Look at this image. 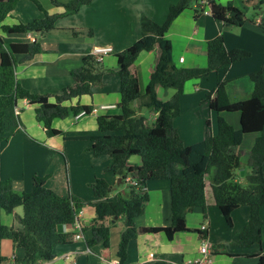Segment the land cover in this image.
<instances>
[{
	"label": "trees",
	"instance_id": "trees-1",
	"mask_svg": "<svg viewBox=\"0 0 264 264\" xmlns=\"http://www.w3.org/2000/svg\"><path fill=\"white\" fill-rule=\"evenodd\" d=\"M20 0H0V147L8 141L20 126L19 114L15 108L26 99L34 107L35 119L43 126L46 134L58 135L52 127L54 119L89 114L92 106L79 103L71 105L73 99L91 95L95 86L102 85L104 74L116 76L119 80V114L99 115L98 134L91 137L90 151L93 157L108 156L111 159L109 172L122 179L124 193L109 197L111 187L103 178H97L91 185L96 201L90 203L95 211V222L90 236L85 239L90 249L101 244L110 245V231L106 221L121 217L125 230L121 234L117 250L119 264L127 260V247L138 234L163 232L172 240L177 232L187 231L186 215L198 208L203 222L208 219L209 201L218 208L225 222L232 224L231 214L239 207L248 208V220L240 231L235 245L247 248L261 245L264 222L260 210L264 207V58L258 70L249 73L252 91L249 98L232 101L226 89V82H218L216 88L205 93L203 102L216 114V133L191 145H185L177 132L174 120L180 114V98L187 82L206 78L211 72L226 71L232 64L243 61L250 53L239 48L224 50L223 36L218 35L207 42V63L203 67H181L175 64L172 44L167 38L171 23L197 0H178L168 7L162 24L143 17L140 22V37L130 46L115 54L117 69H105L102 57L88 54L78 68L71 71L72 83L56 95H39L20 86L15 79L17 57L27 62L42 52L37 39L6 44L1 34L25 35L32 33L40 37L53 30L57 22L79 11L93 0H51L61 7L62 12L49 14L39 0H30L41 17L27 23L4 24L7 15L15 9ZM254 16L233 5V0H205L202 10L209 9L216 21L225 25L241 27L247 21L256 22L264 31V15L259 11L264 0H247ZM159 50L158 59L150 73L144 92L139 90L137 75L132 66L142 52ZM156 86L173 90L172 96L161 100ZM138 102V106H134ZM152 110L156 117L152 126H147L141 109ZM221 113H238L240 127L235 129ZM208 124V122H207ZM247 134H256L252 148L247 152L248 174L244 184L237 180L242 168V150L239 149ZM138 156L139 165L129 164V159ZM214 173L211 175V172ZM129 178L132 183L126 181ZM166 180L169 183L171 224L167 227H143L135 225L142 205L148 201L146 184L150 181ZM43 177L34 176L33 189L17 194L10 179L0 178V209L13 213L17 207L23 210L19 218L21 229L1 226L0 238L8 239L13 249L20 250L14 256L16 264H39L55 257L54 248L69 244L71 233L64 227L74 224L77 210L83 203L76 197H63L45 186ZM208 182V184H207ZM208 187V188H207ZM200 240L208 238L207 229L195 230ZM73 235V234H72ZM214 253V252H213ZM256 264H264V253L256 255ZM235 264V263H230Z\"/></svg>",
	"mask_w": 264,
	"mask_h": 264
},
{
	"label": "crops",
	"instance_id": "crops-1",
	"mask_svg": "<svg viewBox=\"0 0 264 264\" xmlns=\"http://www.w3.org/2000/svg\"><path fill=\"white\" fill-rule=\"evenodd\" d=\"M29 1L20 0L3 23H27L41 17L42 13ZM203 1L205 0L192 3L169 27L167 38L172 44L175 64L186 68L205 66L207 42L218 35L223 36L224 50L239 48L249 52L250 56L232 64L226 71H214L206 78L185 84L180 98V114L174 120L175 128L185 145L194 144L216 133V114L209 108L208 103L203 102L205 93L214 90L218 82H226L227 93L232 101L249 98L253 86L248 75L258 70L264 58V31L257 25L260 16L256 18V22L247 21L241 27L225 25L214 20L210 13H204L209 9L202 10ZM177 2L178 0H93L82 6L77 13L59 20L55 29L40 37L31 33L1 34L6 44L31 41V35L38 40L42 49L41 53L27 62H19L22 57H17L15 79L20 86L33 94H59L64 87L72 83L71 71L78 68L82 59L88 54H93L97 47H111L112 51L103 55L101 61L105 69L115 71V54L140 37L141 19L147 17L157 22V12L167 13L168 7ZM48 4L50 7H42L49 14L62 12V8L53 5L51 0ZM233 5L245 13L248 6H251L247 0H233ZM103 29L106 35L126 36L125 45L115 48L111 39L102 36ZM158 55V49L142 52L132 66L141 93L144 92ZM180 58L183 60L179 61ZM156 92L161 100H167L173 94V90L160 86H156ZM119 100L118 78L104 74L102 85L95 86L91 95L73 99L70 103L92 106V111L89 114L80 113L77 116L54 119L52 127L60 132L54 136L46 134L43 126L36 121L34 107L26 99L18 103L20 126L8 141L1 144L0 178L10 179L13 190L17 194H23L33 189L34 176L43 177L45 186L50 190L63 197H76L83 203L77 211L84 239L72 238L77 233L74 226L64 227V231L71 233L69 244L56 246L55 257L39 264L119 263L117 250L121 234L125 230L121 217L106 221L110 231L109 248L105 249L99 244L89 249L85 243L96 218L95 211L90 206V203L96 201L91 187L94 181L97 178L107 181L111 192L113 191L109 197L119 192L124 193L121 184H116L118 177L108 171L111 159L108 156L95 158L90 151L91 137L98 134L97 117L119 114ZM134 104L138 106V102ZM140 114L144 116L142 111ZM221 115L235 129L240 127L238 113ZM151 116L153 123L156 114L153 112ZM145 123L149 126L146 118ZM256 137V134H247L243 138L239 149L242 150L244 162L247 161V152L252 148ZM128 162L131 165H139L140 159L133 157ZM213 173L214 171L210 177ZM242 174L244 176L243 171ZM146 191L149 199L142 205L141 213L135 219L136 227L169 226L171 211L168 181H150L146 184ZM207 196L210 205L206 221L203 222L201 210L196 208L186 215L188 230L175 233L172 240H168L163 232L138 234L128 244L125 264H183L201 257L199 249L202 240L195 230L201 229L202 225L208 230L207 240L214 252L210 256L209 264H256V255L264 253V227L260 246H236L238 235L248 220V208H237L231 214L232 224L227 225L218 208L211 203L209 191ZM20 216L18 207L10 214L0 209V227L21 229ZM260 216L264 222V207L260 210ZM0 245L6 249L0 254V264L10 263L13 256H19L20 250L15 251L10 240L0 238Z\"/></svg>",
	"mask_w": 264,
	"mask_h": 264
},
{
	"label": "rangeland",
	"instance_id": "rangeland-1",
	"mask_svg": "<svg viewBox=\"0 0 264 264\" xmlns=\"http://www.w3.org/2000/svg\"><path fill=\"white\" fill-rule=\"evenodd\" d=\"M58 1H61V2H64L63 0H58ZM69 1V0H68ZM39 2H40V4L43 6V5H45V6H47V7H50V5L48 4L49 3V0H39ZM47 2V3H46ZM29 3H31L30 1H29ZM32 4V3H31ZM33 6H34V4H32ZM47 12V11H46ZM48 13V12H47ZM245 13V12H244ZM259 14H261V16L262 15H264V7L262 8V11H259ZM166 15H167V13H162V14H159V12H157V15H155L156 17H155V19L157 20V22H158V24H162L163 22H164V20H165V18H166ZM245 15L247 16V17H252V16H254V11H253V9H252V7L251 6H248V10H247V12L245 13ZM156 22V23H157ZM98 31L99 30H97V32L96 33H98ZM102 36H105L106 38H109V39H111L112 40V44L113 45H115V48L117 47V46H124L125 45V42L127 41L125 38H126V36H122V35H120V34H116V35H113V36H110V35H106L105 34V30L103 29L102 30ZM101 38H104V37H101ZM134 106H135V104H134ZM136 107V106H135ZM140 111H142V113L144 114V116H145V118H146V120H147V122H148V125L149 126H151L153 123H152V116H151V113H153V112H151L150 110H148V109H141ZM140 113V112H139ZM153 115V114H152ZM153 121H154V119H153ZM133 157H138V156H133ZM132 157V158H133ZM139 158V157H138ZM243 158V157H242ZM131 159V158H130ZM244 159L245 158H243L242 159V168H241V170H239L238 171V174H237V180L239 181V182H241V184H244L245 183V181H244V176H246V174L248 173V168H247V166H246V162H244ZM242 171L244 172V176H243V174H242ZM117 182V181H116ZM123 189L125 188V185H120ZM111 193H113V191L111 192ZM209 197H211V193L209 192ZM18 209H19V211H20V213H21V216H22V214H23V211H22V208L21 207H18ZM20 216V217H21ZM195 225V224H194ZM193 225V226H194ZM228 225V224H227ZM3 242H6V243H9L7 240H3ZM61 246V245H60ZM58 247V246H57ZM6 251V249H5V247L4 246H2V245H0V254H2L3 252H5ZM4 255H7V253L5 254L4 253Z\"/></svg>",
	"mask_w": 264,
	"mask_h": 264
},
{
	"label": "built area",
	"instance_id": "built-area-1",
	"mask_svg": "<svg viewBox=\"0 0 264 264\" xmlns=\"http://www.w3.org/2000/svg\"><path fill=\"white\" fill-rule=\"evenodd\" d=\"M203 3H205V1H203ZM204 13L207 14L210 12L205 10ZM29 39L31 41L35 40V38L31 35H29ZM111 51H112L111 47H97L93 54L96 55L97 57H102L103 55H106V54L110 53ZM182 60H183L182 58L179 59V61H182ZM105 107H107V106H105ZM95 111H96V109H94V112ZM15 114H19L18 108H15ZM126 181L129 183H132L129 178H127ZM78 215H79V212L77 211L76 216H75V220H74V224H73L77 233L74 234L72 236V238L73 239H84V237L82 235V228L83 227L80 224V222L78 221ZM201 229H207V228L205 225H202ZM199 252H200L201 257L196 258L194 260L186 261L183 264H209L208 262H209L210 256L213 253V247L210 245V243L208 242L207 239L202 240ZM12 260H13L12 262L6 263V264H16L14 261V256L12 257ZM112 264H119V263L115 262Z\"/></svg>",
	"mask_w": 264,
	"mask_h": 264
},
{
	"label": "water",
	"instance_id": "water-1",
	"mask_svg": "<svg viewBox=\"0 0 264 264\" xmlns=\"http://www.w3.org/2000/svg\"><path fill=\"white\" fill-rule=\"evenodd\" d=\"M121 183H122V179L121 178H117L116 184L119 186Z\"/></svg>",
	"mask_w": 264,
	"mask_h": 264
}]
</instances>
